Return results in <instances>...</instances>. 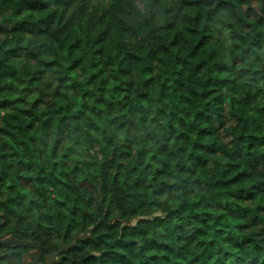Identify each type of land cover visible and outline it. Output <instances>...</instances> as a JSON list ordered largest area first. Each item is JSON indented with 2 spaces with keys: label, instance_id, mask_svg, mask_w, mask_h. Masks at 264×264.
<instances>
[{
  "label": "clouds",
  "instance_id": "1",
  "mask_svg": "<svg viewBox=\"0 0 264 264\" xmlns=\"http://www.w3.org/2000/svg\"><path fill=\"white\" fill-rule=\"evenodd\" d=\"M0 264H264V0H0Z\"/></svg>",
  "mask_w": 264,
  "mask_h": 264
}]
</instances>
